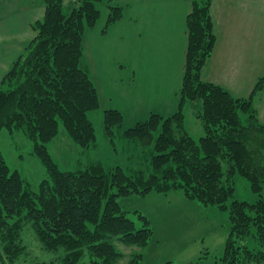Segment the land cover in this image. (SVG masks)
<instances>
[{"label":"trees","instance_id":"16d2710c","mask_svg":"<svg viewBox=\"0 0 264 264\" xmlns=\"http://www.w3.org/2000/svg\"><path fill=\"white\" fill-rule=\"evenodd\" d=\"M43 1L46 14L33 24L36 37L0 81V133L24 131L48 176L33 190L0 149L4 257L15 263L26 252L22 233L30 224L47 251L65 249L61 261L52 264H115L124 255L116 240L142 249L155 233L150 218L140 211L131 217L119 198L176 189L229 211L232 228L223 264H264V122L255 107L264 75L247 97L204 79L203 69L217 44L213 0H188L192 8L186 17L188 45L178 108L172 115L151 112L123 133L144 145L154 143L150 174L141 169L129 174L120 164L106 169L94 162L65 171L55 162L49 145L61 125L79 148L98 145L88 114L101 107L100 93L83 67L84 33L98 24L99 2L109 10V24L121 20L124 7L114 0ZM188 102L202 122L199 139L186 123ZM103 115L106 138L114 143L125 115L116 107ZM236 175L250 180L256 202L235 198ZM86 254L89 260L83 262ZM144 257L141 250L134 251L130 264H143Z\"/></svg>","mask_w":264,"mask_h":264},{"label":"rangeland","instance_id":"374dc122","mask_svg":"<svg viewBox=\"0 0 264 264\" xmlns=\"http://www.w3.org/2000/svg\"><path fill=\"white\" fill-rule=\"evenodd\" d=\"M21 1L24 2V0ZM152 1L158 2L156 7L159 6V0ZM114 3L124 7V16L121 20L109 24V10L103 2H99L102 14L98 24L93 28H87L84 33L83 67L90 69L101 95V107L88 114L96 127L98 145L84 152L82 149H71L70 145L64 148L58 142L52 144L50 152L56 163L65 171L81 170L89 163L102 161L103 164H101L106 169L120 164L129 174H134L139 169L150 174L152 156L155 153L154 143L144 145L139 140H129L123 136V133L137 121L148 119L151 112L170 115L175 109L173 106L176 104L169 101L171 96L167 97L169 92H165L164 95L167 98L163 99V90L156 89L154 76H141L147 75V70L151 68L150 59L157 50V46L146 42L147 33L144 38L146 61L140 63L141 68H135L136 75H133L135 69L132 66L136 56L134 50L137 53L138 45L131 44V35L126 36V34L132 32L127 31L126 28L135 18L134 15H137V6L142 3L135 0H114ZM67 6L65 5V9ZM157 28L162 32V27ZM135 36L136 32L133 37ZM95 59L100 62L97 61L96 64ZM240 74V77L234 81L228 79L226 84L233 86L237 95L249 92V96L256 82L264 75V64L261 66L251 64L249 67H244ZM253 83L255 84L252 88ZM178 98L177 96V100ZM192 106V102H188L185 106L186 123L194 137L199 139L204 135V131L198 133L202 129V122L196 116ZM113 107L119 108L125 115L123 128L116 132L114 143L106 138L103 115L105 110ZM242 117L244 118L245 115L242 114ZM60 128L59 137H62L67 132L62 125ZM158 133L156 132L155 136ZM0 149L12 169H18L22 176L26 177L31 188L38 190L40 182L48 175L47 168L35 153L34 141H31L22 130L13 133L4 129L0 133ZM234 179L236 181L235 198L256 202L258 195L251 189L250 180L241 175H236ZM119 201L121 206L131 213V217L136 218L133 212L140 211L150 218L155 233L150 244L142 249L116 240L117 247L124 255L115 264H130L133 252L139 250L145 253L143 264H223L221 258L224 256L225 245L232 228L228 210H220L212 204H203L186 197L181 190L176 189L163 194L156 191L140 195L129 194V196L120 197ZM22 235L23 242L27 246L26 252L15 263H10L4 257L0 247V264L38 262L52 264L60 262L66 253L64 248L47 251L30 224L26 225ZM88 260L89 255L86 254L83 262Z\"/></svg>","mask_w":264,"mask_h":264},{"label":"crops","instance_id":"0c3cea01","mask_svg":"<svg viewBox=\"0 0 264 264\" xmlns=\"http://www.w3.org/2000/svg\"><path fill=\"white\" fill-rule=\"evenodd\" d=\"M135 1L142 5L137 6V15H134L135 18L131 19L129 27L126 28L127 31L132 32L126 34V36L131 35V44L138 45L137 53L134 50L136 56L132 67L133 69L141 68L140 63L146 61L144 38L147 33L146 42L157 46V53L155 51L150 59L151 68L147 70V75L141 76H154L156 89L163 90V99L171 96L169 101L176 104L173 106L175 111L178 108L177 92L181 90L187 55L186 17L191 11V2L159 0V6L156 7L158 2L154 3L152 0ZM212 5L217 44L213 56L203 69L202 76L206 80L227 87L237 97H247L249 92L237 95L234 87L227 86L226 81L228 79L234 81L240 77L244 67H249L251 64L255 66L264 64V0H213ZM45 10L46 4L43 0H24V2L0 0V81L36 37L33 24L45 16ZM157 27H162V32ZM135 32L136 36L133 37ZM97 61L100 62L95 59L96 64ZM136 71L137 69L133 71V75H136ZM92 77L95 80L93 75ZM165 92H169L167 97L164 95ZM263 101L264 90L255 98L258 116L264 122ZM202 131L203 129H200L198 133ZM59 136L60 134L50 143V150L52 144L56 142L64 148L70 145L71 149H82L77 147L68 134ZM82 151L85 152L83 149ZM101 163L103 164L102 161Z\"/></svg>","mask_w":264,"mask_h":264}]
</instances>
